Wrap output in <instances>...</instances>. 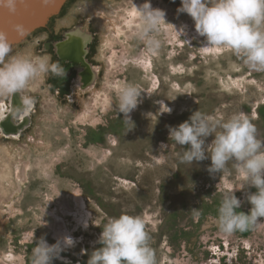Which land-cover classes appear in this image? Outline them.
Here are the masks:
<instances>
[{
    "label": "rangeland",
    "instance_id": "rangeland-1",
    "mask_svg": "<svg viewBox=\"0 0 264 264\" xmlns=\"http://www.w3.org/2000/svg\"><path fill=\"white\" fill-rule=\"evenodd\" d=\"M145 2L173 24L164 25L156 56L130 38L138 22L132 13ZM28 4L27 19L35 18L29 29L47 24ZM177 9L163 0H79L48 32L13 42L14 52L47 56L37 49L47 36L62 35L56 50L79 73L66 98L50 90L48 77L34 82L29 124L16 139L0 134V264H31L40 238L51 245L65 235L77 243L52 264H87L102 247L96 241L104 224L122 213L144 218L157 264H264V217L246 236L226 235L216 222L224 192L234 191L239 209L250 213L247 194L257 189L245 186L231 162L214 174L210 158L180 163L190 146L169 139V126L197 110L222 118L244 112L264 139V73L241 66L228 50L202 53L205 38ZM80 30L87 37L77 61L70 54ZM87 64L95 69L84 77ZM128 83L143 91L130 113L134 124H125L116 107L118 89Z\"/></svg>",
    "mask_w": 264,
    "mask_h": 264
},
{
    "label": "clouds",
    "instance_id": "clouds-1",
    "mask_svg": "<svg viewBox=\"0 0 264 264\" xmlns=\"http://www.w3.org/2000/svg\"><path fill=\"white\" fill-rule=\"evenodd\" d=\"M39 2L43 5L48 0ZM27 3L28 0H0V14L16 16ZM177 12L187 13L195 22L197 35L205 38L203 46L199 47L202 53L228 50L241 66L264 73V0H181ZM137 13L138 22L130 38L142 43L147 55L156 56L164 43V25L171 23L166 22L165 11L153 8L150 2L137 8ZM185 27L175 28L182 36ZM10 31L20 37L27 35L26 25L22 22L10 23L8 27L0 25V101L7 105V115L26 118L37 103L31 92L34 82L41 77H63L65 70L50 56L14 52ZM142 92L133 83L118 89L116 107L123 113L125 124H134L130 113L142 102ZM17 95L19 104L9 103ZM84 111H87L86 107ZM170 111L168 108L166 112ZM210 136L214 139L206 144ZM169 139L177 145L190 146L178 157L180 163L193 164L210 158L208 171L214 174L222 173L231 162L244 178L245 186L257 189L255 193L247 194L252 205L247 214L236 211L242 201L234 191L222 194L216 221L221 232L226 235L242 233L254 230L261 223L259 218L264 217V139L259 137L257 127L244 112L222 118L197 110L189 120L175 127L169 126ZM76 243L71 235H65L51 245L40 238L32 249L31 264H52L54 259H63L61 253ZM96 243L102 247L91 253L87 264H157L142 216L122 213L109 218Z\"/></svg>",
    "mask_w": 264,
    "mask_h": 264
},
{
    "label": "bare ground",
    "instance_id": "bare-ground-1",
    "mask_svg": "<svg viewBox=\"0 0 264 264\" xmlns=\"http://www.w3.org/2000/svg\"><path fill=\"white\" fill-rule=\"evenodd\" d=\"M28 3H29V1H28ZM35 3H37V4H35ZM34 4L35 5L31 6L32 8H30V10H32L30 13L33 12V13H35L37 15L39 13L38 12L39 9L41 10V8L44 7L45 5L43 4L41 6V3L38 2V0H36L34 2ZM29 5H31V4H28L27 6H29ZM23 9H24V11H23L24 14L22 13L19 17H16V16L15 17H7V19L0 21V25H3L4 27H8L10 23H15V22H22V23L24 22V23H26V22H28L29 20L27 19V17H29V11L27 13V9L26 8H23ZM132 14L135 15V16H138L137 9ZM13 33L14 32L10 31L9 32V36H11ZM86 37H87V32H85L83 30L82 31L80 30V32H78L77 35L74 38L75 40H74V43L72 44L73 45V47H72L73 51L70 48V51L73 52L72 54H70V56L71 57L74 56V59H75V57L78 58V59H76L77 61L80 59L79 57L81 56V49L83 47L84 39ZM63 44L64 43H62L61 47L63 46ZM61 51H64V46L62 47V49L60 48V54H61ZM91 68L95 69L94 66H91V65L87 64L86 65V71H82L81 75H83L84 77L91 76L92 75ZM147 68L148 67L144 66V69H147ZM155 85H156V83L153 86L155 87ZM19 102H20L19 101V96L17 95V96H14L12 98V101H10L9 103H13L14 105H18ZM6 107H7V105L5 104V102L1 101L0 102V134L2 136L6 137V138H9V139H16V138L19 137L20 133L22 131H24L26 126L29 124L30 116H28L26 118L23 117V116H21L19 118H13V116L7 115V112L5 111Z\"/></svg>",
    "mask_w": 264,
    "mask_h": 264
},
{
    "label": "flooded vegetation",
    "instance_id": "flooded-vegetation-1",
    "mask_svg": "<svg viewBox=\"0 0 264 264\" xmlns=\"http://www.w3.org/2000/svg\"><path fill=\"white\" fill-rule=\"evenodd\" d=\"M44 32H48V31H44ZM61 41H64V39L54 40V39H50V37L47 36L46 43H44L43 47L37 49V54L44 52V54L50 56L53 59V61L58 60L61 63V65L64 67L65 75L63 77L49 76L47 80V84L52 92L54 93L56 92L60 97L66 98L70 95L73 81L78 76L79 71H78V66L74 63L73 60L65 59L59 56L56 50V44ZM92 45H93L92 42L88 44V48L89 46L91 47L87 52L88 54L85 55V58H90L89 54ZM236 211L241 212L242 210L236 209ZM239 233L242 234L241 232Z\"/></svg>",
    "mask_w": 264,
    "mask_h": 264
},
{
    "label": "water",
    "instance_id": "water-1",
    "mask_svg": "<svg viewBox=\"0 0 264 264\" xmlns=\"http://www.w3.org/2000/svg\"><path fill=\"white\" fill-rule=\"evenodd\" d=\"M28 1H29V4H31L29 6H34L35 4H37V3L34 4V2L36 0H28ZM66 1L67 0H49L48 3L44 7L41 8V10L39 11V14H38V15H43V17H45V20H43L42 22H44V21L46 22L49 17H51L52 15H54L58 11H60V9L62 8V6L64 5V3ZM23 8H24V6H22L20 12L16 15V17H19L22 14ZM7 17H10V16H8L6 14H0V21L7 19ZM12 17H15V16H12ZM34 21H35V18L30 20L29 22L25 23L26 28H27V35L20 37L16 33L12 34L10 36V39L12 40V42H17V43L19 42L20 43L22 40H25L29 34L33 33L38 28L44 27L46 24V23H43V24L31 26V29H29V25L31 23H33ZM241 212H244L247 214L246 210H242Z\"/></svg>",
    "mask_w": 264,
    "mask_h": 264
},
{
    "label": "trees",
    "instance_id": "trees-1",
    "mask_svg": "<svg viewBox=\"0 0 264 264\" xmlns=\"http://www.w3.org/2000/svg\"><path fill=\"white\" fill-rule=\"evenodd\" d=\"M79 0H67L64 5L62 6V8L60 9V11L54 15V16H51L49 19H48V23L44 26V27H41V28H38L37 30H35L33 32V34H37V33H40V32H44V31H48L49 30V27H51V24L54 22V20L56 18H60V17H63L66 13V11L75 3ZM165 1L167 4H171V5H174L176 7H181V0H163ZM50 39H54V40H62L63 39V36L62 35H52L50 37ZM249 231H245V232H242V235L243 236H246L248 234Z\"/></svg>",
    "mask_w": 264,
    "mask_h": 264
},
{
    "label": "crops",
    "instance_id": "crops-1",
    "mask_svg": "<svg viewBox=\"0 0 264 264\" xmlns=\"http://www.w3.org/2000/svg\"><path fill=\"white\" fill-rule=\"evenodd\" d=\"M77 78H78V76H77Z\"/></svg>",
    "mask_w": 264,
    "mask_h": 264
}]
</instances>
